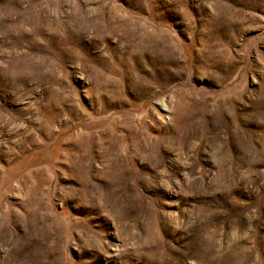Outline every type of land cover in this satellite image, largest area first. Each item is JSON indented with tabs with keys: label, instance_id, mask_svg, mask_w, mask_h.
Returning a JSON list of instances; mask_svg holds the SVG:
<instances>
[{
	"label": "rangeland",
	"instance_id": "1",
	"mask_svg": "<svg viewBox=\"0 0 264 264\" xmlns=\"http://www.w3.org/2000/svg\"><path fill=\"white\" fill-rule=\"evenodd\" d=\"M0 264H264V0H0Z\"/></svg>",
	"mask_w": 264,
	"mask_h": 264
},
{
	"label": "bare ground",
	"instance_id": "2",
	"mask_svg": "<svg viewBox=\"0 0 264 264\" xmlns=\"http://www.w3.org/2000/svg\"><path fill=\"white\" fill-rule=\"evenodd\" d=\"M18 217H19V216H18ZM19 218L21 219V217H19ZM20 219H19V220H20ZM4 221H5V220H4ZM20 221H22V220H20Z\"/></svg>",
	"mask_w": 264,
	"mask_h": 264
}]
</instances>
